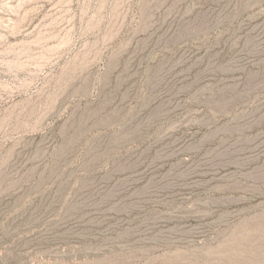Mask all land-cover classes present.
Segmentation results:
<instances>
[{"label":"rangeland","instance_id":"1","mask_svg":"<svg viewBox=\"0 0 264 264\" xmlns=\"http://www.w3.org/2000/svg\"><path fill=\"white\" fill-rule=\"evenodd\" d=\"M0 264H264V0H0Z\"/></svg>","mask_w":264,"mask_h":264}]
</instances>
